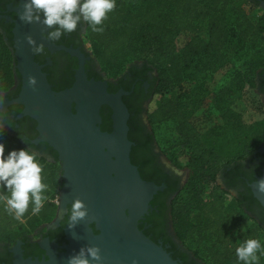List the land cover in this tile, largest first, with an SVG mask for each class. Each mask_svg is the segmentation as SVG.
<instances>
[{"label": "trees", "instance_id": "obj_1", "mask_svg": "<svg viewBox=\"0 0 264 264\" xmlns=\"http://www.w3.org/2000/svg\"><path fill=\"white\" fill-rule=\"evenodd\" d=\"M256 7L247 0H115L102 21L103 31L93 32L83 23L88 52L102 71L118 75L135 62L155 70L146 118L152 141L154 126L173 122L175 144L186 153L188 176L181 189L186 193H178L171 203V223L187 253L201 264H236L235 248L264 231L233 197L227 203L225 193H216L221 191L218 175L264 145V118L249 122L240 105L244 91L257 90L264 73V9L255 13ZM201 24L206 26L204 39L198 33ZM182 32L191 37L177 49ZM5 37L0 31V93L12 87L15 75L11 43ZM223 68L221 81L208 88L207 81ZM200 109L211 123L203 132L193 121ZM0 142L5 153L27 148V141L1 127ZM35 157L47 199L36 214L30 203L19 220L0 201L2 242H13L56 216V168ZM258 264H264V256Z\"/></svg>", "mask_w": 264, "mask_h": 264}, {"label": "water", "instance_id": "obj_2", "mask_svg": "<svg viewBox=\"0 0 264 264\" xmlns=\"http://www.w3.org/2000/svg\"><path fill=\"white\" fill-rule=\"evenodd\" d=\"M23 3L20 0L16 9L13 45V56L22 75V90L13 101L2 98L0 101L22 104L21 115H29L38 124L39 134L34 142L43 141L53 147L66 166L65 184L70 193L59 195L56 218L52 222L61 216L69 199L83 201L87 215L71 229L66 225L65 251L56 252L55 245L50 244L46 259H24L18 254L15 264H66L67 258L84 246L99 249V264H180L138 228V221L147 213L148 202L157 187L142 181L130 164L127 111L120 100L124 92L109 94L104 82H86L81 75L70 89L52 91L33 62L31 47L35 43L29 46L25 41L26 36H31L34 42L36 38L33 23L19 19ZM29 77L35 78L34 85H29ZM102 103L112 109L109 133L100 132L98 126V109ZM259 150L264 151V146ZM261 178H264V167L255 181ZM255 181L250 188L264 208V194L256 191Z\"/></svg>", "mask_w": 264, "mask_h": 264}, {"label": "flooded vegetation", "instance_id": "obj_3", "mask_svg": "<svg viewBox=\"0 0 264 264\" xmlns=\"http://www.w3.org/2000/svg\"><path fill=\"white\" fill-rule=\"evenodd\" d=\"M19 2L20 0H0V31L5 34L6 41L11 43L12 53L15 38L14 21L17 18L16 9ZM247 2L264 9V0H247ZM32 29L36 38L34 47L36 45L42 47L39 53L32 51V59L39 66L40 72L52 91L60 92L70 89L81 75L86 82H104L105 90L109 94L124 92L120 100L127 111L126 137L130 142V164L135 167L142 181L157 187L148 202L147 213L138 221V228L143 234L160 244L180 264H201L193 255L187 253L177 239L171 223V203L178 193H182L181 189L186 179L182 180L181 175L159 156V150L154 147L146 118V108L152 99L156 82L155 70L141 62H135L128 65L120 74L107 77L88 52L83 23L73 32L63 35L54 42L41 39V33H46L47 29L39 22L33 23ZM14 71V84L7 91L0 93V98L3 100L13 101L20 96L22 75L17 68L15 58ZM257 88L264 99V73L259 79ZM2 102L0 101V126L27 141L25 145L28 149L53 164L59 179L57 187L59 195L70 193L67 192L65 184L66 166L60 159L59 153L46 142H34L39 134L36 120L27 114L21 115L24 112L22 104H3ZM74 107L75 103L72 102L73 113ZM98 114L100 132H111V107L106 103L100 104ZM231 167L218 175L217 184L221 191L216 193H230L243 211L264 229V208L254 197L250 188V184L261 174L264 167V151L258 149L251 158ZM204 193L212 192L207 190ZM72 200L65 201L61 216L55 222L44 223L43 227H37L36 237L25 234L15 238L10 244L0 242V264H15L18 254L24 259H46L50 244L55 245L56 252L65 251L63 247L67 244L65 209L70 206ZM90 226L96 233L94 225L90 224Z\"/></svg>", "mask_w": 264, "mask_h": 264}, {"label": "clouds", "instance_id": "obj_4", "mask_svg": "<svg viewBox=\"0 0 264 264\" xmlns=\"http://www.w3.org/2000/svg\"><path fill=\"white\" fill-rule=\"evenodd\" d=\"M115 7V0H24L19 19L25 23L39 22L47 29L41 33V39L57 41L63 35L73 32L81 23H86L93 32L103 31L102 21ZM29 46L34 45L31 36H26ZM34 53L42 47H31ZM29 85L35 84V78H28ZM23 142V141H22ZM41 166L35 153L27 148L12 149L5 153L0 142V201L5 210L19 220L31 203L32 214L38 213L47 199V185L41 180ZM256 191L264 194V178L255 181ZM67 227L73 228L87 215V209L80 199H73L65 209ZM264 256V246L258 239H245L235 248L236 264H258ZM101 257L96 246H84L67 258L66 264H99Z\"/></svg>", "mask_w": 264, "mask_h": 264}, {"label": "rangeland", "instance_id": "obj_5", "mask_svg": "<svg viewBox=\"0 0 264 264\" xmlns=\"http://www.w3.org/2000/svg\"><path fill=\"white\" fill-rule=\"evenodd\" d=\"M261 9H262L261 7H256L253 10V12L260 13ZM198 33L203 39L206 37L205 24L203 25L201 24ZM190 37H191V34L187 32L180 33L178 37L176 38L177 49H180L181 46L184 44V42ZM225 70L226 68H223L221 70H218L216 73H214L213 77L207 81L208 88L213 89L221 81V78L223 74L225 73ZM103 74L107 77H114V75L115 76L117 75V73L108 72L105 70H103ZM208 100L209 98L206 99V101ZM240 105L245 109L247 120L249 122L264 118V99L261 97V95L258 93L257 90H254V91H251L249 89L245 90L243 93ZM201 112H202V109L194 113L193 121L197 129L203 132L211 125V123L208 119L204 118ZM214 121H216V119H214ZM173 127H174L173 122H164V123H161L160 125L154 126L153 127V132H154L153 144H154V147L159 150V156L167 164L172 166L173 169H175L181 175V178L183 180V179H186L188 176V168L186 167L187 157H186L185 151L178 144H175V142H177L178 140L176 138V135L174 134ZM56 175H57L56 177L57 185H56V190H55L56 195L53 197V200L57 199L58 201L59 193H58L57 187H58L59 179H58L57 171H56ZM217 182H219L218 178L216 179V183ZM211 187L212 185L208 186L207 189ZM184 192L186 193V191L184 190L182 191V197L185 196ZM224 195H225L224 197L226 199V202L227 203L231 202L232 196L230 195V193H225ZM56 214H57V209H56ZM55 218L56 216L54 217V219ZM54 219L52 221H54ZM250 223L251 221L248 222V224ZM43 226L44 225L41 224L38 227H43ZM36 229L37 228L32 229L30 231L26 230L25 233L29 235L30 237H36L35 235ZM258 240L261 242V245L264 246V231H260V236ZM7 243L10 244L11 242H7ZM204 264H210V263L204 262Z\"/></svg>", "mask_w": 264, "mask_h": 264}, {"label": "built area", "instance_id": "obj_6", "mask_svg": "<svg viewBox=\"0 0 264 264\" xmlns=\"http://www.w3.org/2000/svg\"><path fill=\"white\" fill-rule=\"evenodd\" d=\"M53 203H54L55 205H58V201H57V199L53 200Z\"/></svg>", "mask_w": 264, "mask_h": 264}, {"label": "crops", "instance_id": "obj_7", "mask_svg": "<svg viewBox=\"0 0 264 264\" xmlns=\"http://www.w3.org/2000/svg\"><path fill=\"white\" fill-rule=\"evenodd\" d=\"M2 128V127H1ZM8 132V131H7Z\"/></svg>", "mask_w": 264, "mask_h": 264}]
</instances>
